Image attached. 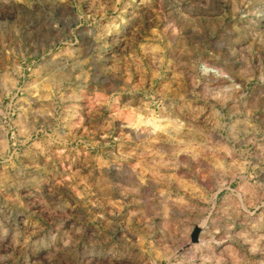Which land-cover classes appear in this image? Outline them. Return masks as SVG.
<instances>
[{
	"label": "rangeland",
	"instance_id": "rangeland-1",
	"mask_svg": "<svg viewBox=\"0 0 264 264\" xmlns=\"http://www.w3.org/2000/svg\"><path fill=\"white\" fill-rule=\"evenodd\" d=\"M0 264H264V0H0Z\"/></svg>",
	"mask_w": 264,
	"mask_h": 264
},
{
	"label": "water",
	"instance_id": "water-1",
	"mask_svg": "<svg viewBox=\"0 0 264 264\" xmlns=\"http://www.w3.org/2000/svg\"><path fill=\"white\" fill-rule=\"evenodd\" d=\"M198 234H199V230L196 229L192 235V242L196 243L198 241Z\"/></svg>",
	"mask_w": 264,
	"mask_h": 264
}]
</instances>
